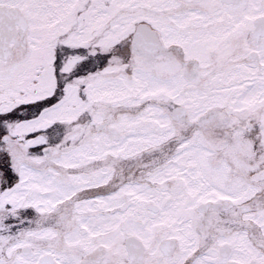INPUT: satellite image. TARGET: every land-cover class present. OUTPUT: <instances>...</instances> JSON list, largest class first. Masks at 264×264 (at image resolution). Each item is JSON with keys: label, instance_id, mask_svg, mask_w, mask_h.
<instances>
[{"label": "snow or ice", "instance_id": "obj_1", "mask_svg": "<svg viewBox=\"0 0 264 264\" xmlns=\"http://www.w3.org/2000/svg\"><path fill=\"white\" fill-rule=\"evenodd\" d=\"M0 264H264V0H0Z\"/></svg>", "mask_w": 264, "mask_h": 264}]
</instances>
